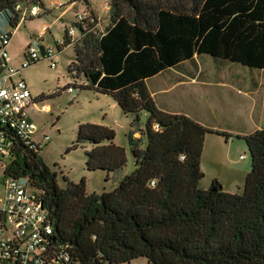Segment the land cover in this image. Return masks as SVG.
<instances>
[{
  "label": "trees",
  "instance_id": "obj_1",
  "mask_svg": "<svg viewBox=\"0 0 264 264\" xmlns=\"http://www.w3.org/2000/svg\"><path fill=\"white\" fill-rule=\"evenodd\" d=\"M18 4L43 8L42 0H0V14L9 12L13 30L20 23ZM89 14L92 23L76 24L80 37L68 70L84 76L81 89L112 96L133 116L127 138L134 170L101 194H88L84 179L65 178L61 187L40 148L12 135L14 157L5 175L27 179L42 192L54 236L69 247L74 264H130L137 258L148 264H264V129L236 137L251 158L243 193H227L217 181L203 190L205 138L229 135L160 110L146 85L202 55L264 71V0H110L102 33ZM134 129L145 138L143 148ZM114 138L108 127L81 124L67 152L90 144L87 170L110 174L127 162Z\"/></svg>",
  "mask_w": 264,
  "mask_h": 264
},
{
  "label": "rangeland",
  "instance_id": "obj_2",
  "mask_svg": "<svg viewBox=\"0 0 264 264\" xmlns=\"http://www.w3.org/2000/svg\"><path fill=\"white\" fill-rule=\"evenodd\" d=\"M72 2L76 3L72 5ZM42 3L43 8L39 6L40 15L24 23L21 22L11 39L8 55L13 67L17 68L21 65L24 59L23 53L29 45L37 50H40V47L56 50L55 43L63 39L68 29L74 30L72 38L76 42L80 37V31L76 26L78 14L94 13L100 19L96 26V31L100 33L105 31L109 22V12L104 10V6L110 3V0H42ZM59 3L64 7L56 8L55 5ZM9 19V12L0 14V35L13 30L9 25ZM44 27L48 29L43 38L32 37L38 36ZM73 44L72 42L61 53L56 54L55 69L50 68L48 61L41 60L22 71V78L34 101V104L27 109V115L28 120L37 127L33 140L36 144H40L39 156L51 170L57 173L58 184L65 187V178L74 183L84 179L88 194H101L113 190L121 178L130 174L135 168L127 138L131 131L133 116L124 114L112 96L99 94L90 89H81L87 84L84 76L68 70L75 59ZM185 70H209L211 74L206 81L210 83L203 84L198 90L181 88L184 105H176V107L200 108L201 105H205L215 114V117L206 120V124L216 132L229 135L228 139L213 134L206 136L200 164L204 176L200 186L209 189L210 178L216 176L223 184H221L223 191L242 194L246 176L251 171V158L245 141L236 137L250 132L251 129L244 125L243 121H247L252 106H254L255 121L264 128V72L240 64L220 62L208 55L200 56L195 62L187 61L183 66L172 69V72L179 74ZM215 70H236L240 79L246 77V89L252 88L255 92L253 100L250 101L237 92L235 96L228 88L218 87L217 79L212 74ZM164 75L171 76L167 73ZM251 75H254L259 87L252 86ZM160 79L149 80L148 85L152 91H155ZM69 88H72L71 94L66 92ZM241 91L248 92L243 87ZM85 123L102 125L114 131V144L126 151L127 162L122 170L110 174L104 171H88L85 152L92 148L88 143L67 152L77 138L79 125ZM145 123L146 116L141 114L140 128L144 129ZM132 131L136 139H141L143 148L145 138L137 129ZM44 137L48 139L44 140ZM1 174L0 171V179H2ZM20 182L26 184L25 179H21ZM130 264L148 263L145 258H137Z\"/></svg>",
  "mask_w": 264,
  "mask_h": 264
},
{
  "label": "built area",
  "instance_id": "obj_3",
  "mask_svg": "<svg viewBox=\"0 0 264 264\" xmlns=\"http://www.w3.org/2000/svg\"><path fill=\"white\" fill-rule=\"evenodd\" d=\"M55 7L60 9L64 6L59 3ZM105 8L109 7L105 5ZM14 11L18 13L20 23L24 18H35L41 13L39 5L18 4ZM93 21L90 14L76 16V24ZM18 26L0 35V264H74L69 247L57 242L54 236L42 192L27 179L23 184L21 179L5 175L6 166L14 157L12 135L27 147L40 146L33 140L37 127L28 120L27 109L34 101L22 78V71L41 60L48 61L50 68L55 69L54 58L66 47L65 38L55 43L56 50L42 47L37 50L29 45L23 53L21 65L13 67L8 46ZM47 29L44 27L39 37ZM73 36L74 30L68 29L67 39L73 42ZM66 92L71 94L72 88L66 89ZM155 128L158 129V126ZM47 139L44 137V140Z\"/></svg>",
  "mask_w": 264,
  "mask_h": 264
},
{
  "label": "crops",
  "instance_id": "obj_4",
  "mask_svg": "<svg viewBox=\"0 0 264 264\" xmlns=\"http://www.w3.org/2000/svg\"><path fill=\"white\" fill-rule=\"evenodd\" d=\"M75 3L76 2H72V5ZM105 5H106V7L108 6L109 8L107 9L104 6V10L109 12L110 3H107ZM97 19L99 22L100 19L98 17H97ZM108 20H109V17H108ZM108 24H109V22H108ZM39 36H40V34L38 36L33 35L32 37L33 38H37V37L40 38ZM198 59H199V57L194 56L192 61L195 62ZM186 62H183L179 66H183ZM262 72H264V71H262ZM164 73L171 74V76L170 75L169 76L164 75ZM209 74H211L209 70H196V71L185 70V72H180L178 74L177 72L173 73L172 69H169V70L155 76L154 78L150 79V80H154V79L157 80L158 78H161L160 81H158V83H157L155 91H152L150 89V87L148 85V83L150 82L149 80L146 81V85H147V88H148L156 106L160 110H162L166 113H169V114L185 115V116L191 118L192 120L198 122L199 124L203 125L204 127L211 129V130H214L213 128H211L210 126H208L206 124V120L211 119L212 117H215V114L210 109H207V107L205 105H201L200 108H198V107L177 108L176 107V105H179V106L184 105L183 104V94L180 93L181 88L183 89V88L187 87V89L194 88V89L198 90V88L200 86H202L203 84L206 85V84L210 83V82L206 81V79L209 78ZM212 74L217 79L216 84L218 87L228 88L229 90L233 91V94L235 96H237L235 94V92H237V94L243 95L245 98H248L250 101L253 100V95L255 92L253 91L252 88L246 89V87H245V84L247 81L246 77H242L240 79L236 73V70H234V71H229V70H227V71L217 70L216 71L215 70V72H213ZM234 78H235V80H234ZM227 79H229V80H227ZM251 81L253 83L252 86L254 85L253 87H255V86H256V88L259 87V84H257L254 75L250 76V82ZM242 87L248 92L243 93L241 91ZM177 91H179L178 94H177ZM253 108H254V106H252V108L249 111V116L247 118V121H243V124L248 126L249 129H251L248 134H251L257 130L264 129L260 126V124H257V122L255 121ZM248 134H241V135L239 134L238 136H245ZM205 140H206V138H205ZM214 181H217L220 184H222V182L216 176H213L210 178V180L208 182L209 183L208 187H210ZM200 187L203 190H206V188H204L203 186H200ZM225 191L228 193H231L227 190H225Z\"/></svg>",
  "mask_w": 264,
  "mask_h": 264
}]
</instances>
